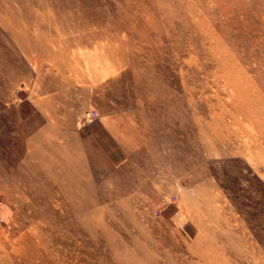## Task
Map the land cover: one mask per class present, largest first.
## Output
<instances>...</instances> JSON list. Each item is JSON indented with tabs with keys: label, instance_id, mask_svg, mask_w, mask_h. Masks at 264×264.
<instances>
[{
	"label": "rangeland",
	"instance_id": "374dc122",
	"mask_svg": "<svg viewBox=\"0 0 264 264\" xmlns=\"http://www.w3.org/2000/svg\"><path fill=\"white\" fill-rule=\"evenodd\" d=\"M0 264H264V0H0Z\"/></svg>",
	"mask_w": 264,
	"mask_h": 264
},
{
	"label": "built area",
	"instance_id": "2783aa9c",
	"mask_svg": "<svg viewBox=\"0 0 264 264\" xmlns=\"http://www.w3.org/2000/svg\"><path fill=\"white\" fill-rule=\"evenodd\" d=\"M85 114V121L87 122H91L92 120H94L97 115L96 112H86Z\"/></svg>",
	"mask_w": 264,
	"mask_h": 264
}]
</instances>
